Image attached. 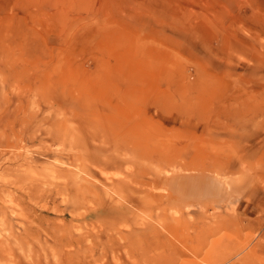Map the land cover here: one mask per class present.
Masks as SVG:
<instances>
[{
    "label": "rangeland",
    "instance_id": "1",
    "mask_svg": "<svg viewBox=\"0 0 264 264\" xmlns=\"http://www.w3.org/2000/svg\"><path fill=\"white\" fill-rule=\"evenodd\" d=\"M0 264H264V0H0Z\"/></svg>",
    "mask_w": 264,
    "mask_h": 264
},
{
    "label": "bare ground",
    "instance_id": "2",
    "mask_svg": "<svg viewBox=\"0 0 264 264\" xmlns=\"http://www.w3.org/2000/svg\"><path fill=\"white\" fill-rule=\"evenodd\" d=\"M62 145H63V144H62ZM59 146H60V144H59ZM59 146H58V147H59ZM61 147H62V146H61ZM63 147H64V146H63ZM63 147H62V148H63ZM64 148H65V147H64ZM62 151H63V150H62ZM48 152H49V151H48ZM20 155H21V154H20ZM20 155H19V156H20ZM24 155H25V154H24ZM16 157H17V156H16ZM22 157H23V156H22ZM17 158H18V157H17ZM17 158H16V159H17ZM27 158H28V156H27ZM25 159H26V158H25ZM25 159H24V160H25ZM28 159H29V158H28ZM20 160H21V159H20ZM22 160H23V159H22ZM22 160H21V162H22ZM17 161H18V160H17ZM19 162H20V161H19ZM32 162H33V161H32ZM29 164H30V162H29ZM26 166H29V165H26ZM58 167H59V165H58ZM21 168H22V167H21ZM29 168H30V167H29ZM29 168H28V169H29ZM63 168H64V167H63ZM13 169H14V168H13ZM13 169H12V170H13ZM16 169H17V168H16ZM45 169H46V168H45ZM66 169H67V168H66ZM19 170H20V169H19ZM22 170H23V169H22ZM41 170L43 171V167H42ZM59 170H60V169H59ZM69 170H70V169H69ZM72 170H73V169H72ZM9 171H10V170H9ZM27 171H28V170H27ZM31 171H32V170H31ZM42 171H41V173H42ZM46 171H47V170H46ZM33 172H34V171H33ZM35 172H36V171H35ZM37 172H38V170H37ZM44 172H45V171H44ZM56 172H57V171H56ZM63 172L66 173L65 171H63ZM63 172H62V173H63ZM9 173H10V172H9ZM15 173L17 174V170H16ZM29 173H30V169H29ZM62 173H61V174H62ZM10 174H11V173H10ZM20 174H21V173H20ZM26 174H27V173H26ZM36 174H37V173H36ZM48 174H49V173H48ZM56 174H57V173H56ZM59 174H60V173H59ZM59 174H58V175H59ZM41 175H42V174H41ZM41 175H39V176H41ZM18 176H19V175H18ZM30 176H31V175H30ZM30 176H29V177H30ZM34 176H35V175H34ZM47 176H48V175H47ZM54 176H55V175H54ZM62 176H63V174H62ZM63 177H64V176H63ZM65 177H66V176H65ZM74 177H75V176H74ZM76 177H77V175H76ZM24 178H25V177H24ZM31 178H33V177H31ZM38 178H40V177H38ZM44 178H45V177H44ZM58 178H59V176H58ZM11 179H12V178H11ZM28 179H29V178H28ZM51 179H52V178H51ZM68 179H69V178H67V180H68ZM84 179H85V178H84ZM31 180H32V179H31ZM35 180H36V179H35ZM55 180H56V179H55ZM75 180H76V178H75ZM85 180H86V179H85ZM33 181H34V180H33ZM40 181H41V180H40ZM40 181H39V182H40ZM58 181H59V180H58ZM65 181H66V180H65ZM18 182H19V181H18ZM25 182H26V181H25ZM29 182H30V181H29ZM29 182H28V183H29ZM43 182H44V181H43ZM61 182H62V181H60V183H61ZM63 182H64V181H63ZM67 182H68V181H67ZM78 182H79V181H78ZM19 183H20V182H19ZM22 183H23V181H22ZM26 183H27V182H26ZM40 183H41V182H40ZM44 183H45V182H44ZM44 183H43V184H44ZM57 183H58V182H57ZM57 183H56V184H57ZM73 183H74V182H73ZM82 183H83V182H82ZM82 183H81V184H82ZM51 184H52V183H51ZM54 184H55V183H53V185H54ZM65 184H67V183H65ZM83 184H84V183H83ZM83 184H82V186H85V185H83ZM86 184H87V183H86ZM26 185H27V184H26ZM71 185H72V184H71ZM87 185H88V184H87ZM87 185H86V186H87ZM91 185H92V184H91ZM121 185H122V184H118L117 187H118V186L121 187ZM29 186H30V185H29ZM38 186H39V184H38ZM40 186L42 187V185H40ZM40 186L38 187V189L40 188ZM43 186H44V185H43ZM60 186H61V184H60ZM63 186H64V185H63ZM72 186H73V185H72ZM24 187H25V186H24ZM32 187H33V186H32ZM32 187H31V188H32ZM34 187L36 188V184H35ZM80 187H81V186H80ZM90 187H91V186H90ZM120 187H119V188H120ZM22 188H23V184H22ZM25 188H27V187H25ZM42 188H43V187H42ZM65 188H66V187H65ZM73 188H74V186H73ZM88 188H89V187H88ZM27 189H28V188H27ZM33 189H34V188H33ZM74 189H75V188H74ZM80 189H81V188H80ZM85 189H87V188H85ZM100 189H101V188H100ZM23 190H26V189L23 188ZM70 190H71V189H70ZM94 190H95V189H94ZM98 190H99V189H98ZM98 190H97V191H98ZM28 191H29V190H28ZM28 191H27V192H28ZM41 191H42V190H41ZM41 191H40V192H41ZM72 191H73V190H72ZM97 191H96V192H97ZM105 191H106V190H105ZM22 192H23V191H22ZM34 192H35V191H34ZM38 192H39V191H38ZM38 192H36V193H38ZM74 192H75V191H74ZM76 192H77V191H76ZM76 192H75V193H76ZM78 192H79V194H82V193H80V192H82V191H81V190L79 191V189H78ZM87 192H89V193H93L94 191H93V192H92V191H91V192H90V191H87ZM87 192H86V193H87ZM99 192H100V191H99ZM31 193H33V192H31ZM36 193H35V194H36ZM83 193H84V195L86 194L85 191H84ZM87 194H88V193H87ZM99 194H100V193H99ZM104 194H105V193H104ZM9 195H11V194H9ZM19 195H20V193H19ZM33 195H34V193H33ZM54 195H55V194H54ZM54 195H53V196H54ZM77 195H78V194H77ZM96 195H97V194H96ZM28 196H29V195H28ZM35 196H36V195H35ZM35 196H33L32 198H34ZM110 196H111V195H110ZM12 197H13V196H12ZM15 197H16V196H15ZM17 197H18V196H17ZM20 197H22V196H20ZM30 197H31V195H30ZM51 197H52V196H51ZM99 197H100V199L98 198V200H101V196H99ZM107 197H108V196H107ZM32 198H31V199H32ZM53 198H54V197H53ZM27 199H28V198H27ZM35 199H36V197H35ZM48 199H50V198H48ZM55 199H56V198H55ZM107 199H108V198H107ZM13 200H14V199H13ZM19 200H20V199H19ZM21 200H22V199H21ZM29 200H30V199H29ZM29 200H28V201H29ZM102 200H103V199H102ZM111 200H112V199H111ZM32 201H35V200L32 199ZM32 201H31V202H32ZM36 201H37V200H36ZM36 201H35V202H36ZM51 201H52V200H51ZM55 201H56V200H55ZM105 201L108 202V200H105ZM23 202H24V201H23ZM35 202H33V203H35ZM47 202H48V201H47ZM4 203H5V202H4ZM4 203H3V204H4ZM100 203H101V202H100ZM36 204H38V203H35L34 205H36ZM102 204H104V203H102ZM111 204H112V203H111ZM10 205H11V204H10ZM108 205H109V204H108ZM18 206H19V205H18ZM109 206H110V205H109ZM8 207H9V206H8ZM11 207H12V206H11ZM23 207H24V206H23ZM40 207H42V206H40ZM44 207H45V206H44ZM19 208H20V207H19ZM24 208H25V207H24ZM34 208H35V207H34ZM49 208H50V207H49ZM6 209H7V208H6ZM21 209H22V211H23V208H21ZM34 210H35V209H34ZM46 210H47V209H46ZM8 212H9V211H8ZM12 213H13V211H12ZM33 213H35V212H33ZM10 214H11V212H10ZM37 214H38V213H37ZM11 215H12V214H11ZM17 216H18V215H17ZM17 216H16V217H17ZM28 216H29V215H28ZM34 216H35V215H34ZM34 216H33V217H34ZM36 216H37V215H36ZM18 217H20V216H18ZM40 217H42V216L40 215ZM46 217H47V216H46ZM36 218H37V217H36ZM18 219H19V218H18ZM21 219H22V217H21ZM21 219H20V220H21ZM40 219H42V218H40ZM53 219H55V218H53ZM11 220H12V219H11ZM12 221H13V220H12ZM21 221H22V220H21ZM13 222H14V221H13ZM18 222H19V221H18ZM34 222H35V221H34ZM30 223H31V222H30ZM32 223H33V222H32ZM35 223H36V222H35ZM44 224H45V223H44ZM37 225H38V224H37ZM14 226H16V225L13 224V227H14ZM33 226H34V225H33ZM47 226H48V225H47ZM9 228H10V227H9ZM25 228H26V226H25ZM28 229H29V228H28ZM33 229H34V228H33ZM37 229H38V228H37ZM11 230H12V229H11ZM14 230H15V229H14ZM7 231H8V230H7ZM9 231H10V230H9ZM23 231H24V230H23ZM26 231H28V230H26ZM39 231H40V230H39ZM15 232H16V230H15ZM4 233H5V232H4ZM17 233H18V232H17ZM20 233H21V232H20ZM45 233H46V232H45ZM2 235H4V234H2ZM2 235H1V236H2ZM47 235H48V234H47ZM50 235H51V234H50ZM65 236H66V235H65ZM24 241H25V240H24ZM70 241H71V240H70ZM7 242H8V241H7ZM15 242H16V241H15ZM15 242H14V243H15ZM19 242H20V241H19ZM41 242H42V241H41ZM71 242H72V241H71ZM9 243H10V242H9ZM25 243H26V242H25ZM16 244H17V243H16ZM67 244H68V243H67ZM59 245H60V244H59ZM5 246H6V245H5ZM5 246H4V248H5ZM17 246H18V244H17ZM24 246H25V245H24ZM28 246H29V245H28ZM28 246H27V247H28ZM30 246H32V245H30ZM40 246H41V245H40ZM7 247H8V246H7ZM64 247H65V246H64ZM66 247H67V246H66ZM4 248H3V249H4ZM20 248H21V247H20ZM16 249H17V248H16ZM31 249H34V248H31ZM5 250H6V249H5ZM28 250H29V249H28ZM7 251H8V250H7ZM12 254H13V253H12Z\"/></svg>",
    "mask_w": 264,
    "mask_h": 264
}]
</instances>
